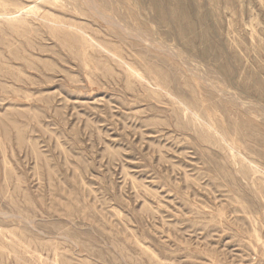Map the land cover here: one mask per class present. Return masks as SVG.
<instances>
[{
	"label": "rangeland",
	"instance_id": "1",
	"mask_svg": "<svg viewBox=\"0 0 264 264\" xmlns=\"http://www.w3.org/2000/svg\"><path fill=\"white\" fill-rule=\"evenodd\" d=\"M94 1L153 47L0 33V264H264V0Z\"/></svg>",
	"mask_w": 264,
	"mask_h": 264
},
{
	"label": "bare ground",
	"instance_id": "2",
	"mask_svg": "<svg viewBox=\"0 0 264 264\" xmlns=\"http://www.w3.org/2000/svg\"><path fill=\"white\" fill-rule=\"evenodd\" d=\"M34 1H36V2H34V3H32L31 5H29V6H25V4L24 5H22L20 2H17V1H15V0H0V6H1V8H2V10H0V33H2L5 29H8L9 31H11V32H13V33H15V35L17 34V36L18 35H20V34H33V35H37V34H39V31H38V28H37V26L36 27H34V24L32 23V22H34V23H37V25L39 26V27H41V28H45V29H47V31L49 32L48 34L49 35H51L52 37H55V39H59V38H63V41L65 42V43H67V41L69 40L70 42H75L78 46H79V48L81 49L80 51H82V53L79 51V50H77L78 49V47L76 48V50L77 51H73L75 54H73V56L75 55L76 56V54H78L77 56L78 57H81L82 58V60L84 61V62H82V63H84V66H85V62H86V57L84 56V54H85V51L87 50V49H95V50H98V52L99 51H101V52H105V53H107V55L109 54L110 55V57L111 58H115L116 56V58L118 59V55H116L117 54V52H115L116 54H113L114 53V51H116V49H114L113 47V49H111V46H110V49L111 50H113V53L111 52V50H107L106 49V46H102V45H105V44H101L102 42H100V40H95L94 38H92L87 32H86V30H87V28H89V25H88V23H85V22H75V21H73V20H68V19H66V17H63L62 15H60V14H57V13H55V12H52V11H50V10H48L47 9V7H45L46 5L45 4H47V5H50V6H52L53 8H57V9H59V8H64L65 7V5H73L74 6V8L76 7V2L77 1H79L81 4H82V6L85 8V11L87 12V13H90L92 16H95V17H97L98 19H100V20H102L105 24H107V25H109V26H111V27H113V28H115V29H117L118 30V32H119V34L124 38V37H131V39H132V37L135 39V40H137V41H139L140 43H143V44H146V45H148L149 47H153L152 46V44L154 43V41L152 40V39H149V38H146V37H142V34H140L139 32H137V31H135V30H132L131 28H129V26L128 25H126V24H124L121 20H119L118 18H116V17H114V16H110V15H108V14H106V13H104L103 11H101L100 10V7H99V5L97 4V2L96 1H94V0H34ZM135 3H137L138 4V2H137V0H135L134 1ZM150 2H151V4L152 5H154L155 7L157 6V0H150ZM45 5V6H44ZM11 7L13 8V9H11ZM70 7V6H69ZM138 7V6H137ZM73 8V7H72ZM128 8V7H127ZM140 9H141V7H139ZM56 9V10H57ZM139 9V10H140ZM64 10V9H63ZM77 10V9H76ZM128 10H129V8H128ZM138 10V9H137ZM180 10V11H179ZM178 11H179V14H180V16L179 17H181L180 19L181 20H183L184 22L186 21L187 23H189V20H188V18H187V16H186V14L182 11L183 9H179ZM65 11V10H64ZM67 11V10H66ZM74 11V10H73ZM78 11H80L81 13V15H83V10L82 9H80V10H78ZM76 12V11H75ZM69 13V12H68ZM25 15V18L22 16V15ZM176 14H178V13H176ZM87 15V14H86ZM137 15H138V13H137ZM169 15V14H168ZM139 16V15H138ZM137 16V17H138ZM158 16H159V18L161 19V23H164L163 21H164V18H163V16H162V14L160 13V12H158ZM178 16V15H177ZM140 17V16H139ZM165 17V16H164ZM95 19V18H94ZM179 19V18H178ZM138 20V19H137ZM178 22V21H177ZM182 22V21H181ZM165 23H166V21H165ZM187 25V24H186ZM189 26V25H188ZM187 26V27H188ZM45 31V30H44ZM12 34V33H11ZM117 34V33H116ZM118 35V34H117ZM183 35V34H182ZM0 37H2V36H0ZM20 37V36H19ZM33 37V36H32ZM31 37V38H32ZM50 37V36H49ZM51 37V38H52ZM3 39L4 38H6V36H4V37H2ZM2 38H0L1 40H0V42L2 41V43L3 44H6V40L7 39H2ZM31 38H29V39H31ZM34 38V37H33ZM121 38V37H120ZM54 39V40H55ZM127 39V38H126ZM134 40V41H135ZM155 40V39H154ZM186 40V39H185ZM25 41H26V39H25ZM28 41V40H27ZM57 41V40H56ZM59 41V40H58ZM57 41V42H58ZM137 41H135V42H137ZM157 41V40H156ZM55 42V41H54ZM59 42H61V41H59ZM118 42V41H117ZM158 42V41H157ZM185 42V41H184ZM61 43H63V42H61ZM60 43V44H61ZM65 43H63L62 44V46L64 47V44ZM103 43H105V42H103ZM138 43V42H137ZM9 44V43H8ZM32 44V42L28 45L27 43H26V45L27 46H30ZM108 44V43H107ZM106 44V45H107ZM111 44V43H110ZM109 44V45H110ZM155 44H157L158 45V48H159V50L160 51H164V52H166L167 54H169L171 57H173V59L174 58H176V59H178V61L180 60V59H182L181 58V55H180V53L177 51V50H175V49H173V48H168L166 45V47L164 46V45H162L161 43H156L155 42ZM12 45V44H11ZM75 45V44H74ZM76 45V46H77ZM34 46V45H33ZM65 46H66V48L68 49H70V46H69V44L68 45H66L65 44ZM67 46H69V47H67ZM113 46V45H112ZM8 47V46H7ZM72 47H74V46H71V49H72ZM9 48V47H8ZM13 48V47H12ZM11 49V48H10ZM68 49V50H69ZM70 49V54L71 53H73L72 52V50ZM74 50V49H73ZM151 50V49H150ZM155 50V49H154ZM79 51V52H78ZM94 51V50H93ZM157 52H158V50H156ZM119 52V51H118ZM114 55H116L115 57H114ZM72 56V55H71ZM76 56V57H77ZM135 56H137V55H135ZM73 58V57H72ZM122 58L123 57H121V60L119 61V65L120 64H123L121 61H123L122 60ZM76 59V58H75ZM89 60H90V58H88ZM172 59V60H173ZM24 60V59H23ZM79 60H81L80 58H79ZM115 60V59H114ZM113 60V61H114ZM119 60V59H118ZM171 60V59H170ZM91 61V60H90ZM95 61V60H94ZM115 61H117V60H115ZM177 61V62H178ZM26 62H27V60H26ZM95 62H97V61H95ZM100 62V61H99ZM124 62V61H123ZM88 63V62H87ZM98 63V62H97ZM126 63V62H125ZM191 63V62H190ZM118 64V63H117ZM132 64V63H131ZM125 65V64H124ZM127 65V68L125 69V71L127 72V74H129L130 76H132V77H134L136 80H138L139 82H145V78H144V76H142L143 74L142 73H140L139 72V68L137 69V68H135L134 67V65H131L132 67H130V65H128V63L126 64ZM121 66V65H120ZM135 69H134V68ZM154 67H152L151 69H153ZM194 68H196V67H194ZM138 71H137V70ZM1 70V69H0ZM148 70V69H147ZM158 70V69H157ZM187 70V69H186ZM196 71L197 69H193V70H191V71ZM149 71H150V69H149ZM153 71L155 72V69H153ZM189 71H190V69H189ZM1 72V71H0ZM142 72V71H141ZM197 72H198V70H197ZM158 73V72H157ZM160 73V72H159ZM158 73V74H159ZM162 73V72H161ZM160 73V74H161ZM194 73V72H193ZM192 73V74H193ZM196 73V72H195ZM151 74H152V72H151ZM201 74V73H200ZM155 75V74H154ZM199 76V75H198ZM201 76H203V75H201ZM200 76V77H201ZM128 78H129V76H127ZM132 77H130V78H132ZM148 77V76H147ZM146 77V78H147ZM157 77V76H156ZM159 77H160V75H159ZM163 78H164V76H162ZM203 77H205L206 78V76H203ZM151 78V77H150ZM192 78H194V77H192ZM202 78V77H201ZM156 79V78H155ZM154 79V80H155ZM203 79V78H202ZM152 80H153V78H152ZM160 79H158V81H159ZM161 80H163V79H161ZM128 81V80H127ZM203 81H204V79H203ZM202 81V82H203ZM155 82V81H154ZM154 82L152 83V84H154ZM205 83L207 82L208 83V81H204ZM210 82V81H209ZM156 83V82H155ZM160 83H162V81L160 82ZM156 84H158V83H156ZM165 84V83H164ZM2 85V84H1ZM155 85V84H154ZM209 85H210V83H209ZM152 86V85H151ZM207 86V85H206ZM158 87H159V85H158ZM162 87V86H161ZM209 87V86H208ZM159 89V88H158ZM162 89V88H161ZM163 89H164V87H163ZM168 89V88H167ZM151 90V89H150ZM155 90V89H154ZM166 90V89H165ZM168 90H166V92H167ZM219 92V91H218ZM224 92V91H223ZM150 93H157V91H155V92H153V90L152 91H150ZM164 93V92H163ZM158 94V93H157ZM161 94H162V92H161ZM151 94H149V96H150ZM153 95H155V94H153ZM159 95V94H158ZM154 97V96H153ZM155 97H157V96H155ZM155 97H154V99H155ZM152 98V97H151ZM153 99V100H154ZM180 102V101H179ZM182 104V103H181ZM185 105V104H184ZM187 106V105H186ZM182 107H183V105H182ZM187 107H189V106H187ZM186 108V107H185ZM184 108V109H185ZM190 108V107H189ZM189 108H187V109H189ZM183 109V110H184ZM186 110V109H185ZM189 111V110H188ZM197 113V112H196ZM189 115H190V113H188ZM194 114V113H193ZM196 115V114H195ZM192 116V115H191ZM197 116V115H196ZM190 117V116H189ZM191 118V117H190ZM192 118H194L193 116H192ZM197 118V117H196ZM189 120V119H188ZM194 120V119H193ZM193 120H190V121H193ZM189 121V122H190ZM196 120H194V122H195ZM193 123V122H192ZM191 125V124H190ZM189 125V126H190ZM192 126V125H191ZM193 127V126H192ZM195 128V127H194ZM206 131V130H205ZM202 133V132H201ZM207 134V133H206ZM204 135V134H203ZM209 135V134H208ZM241 167H242V169H241V171L243 172V173H245L246 174V177L249 175V174H256L257 172H258V170H257V168H255L253 165H252V163H242V165H240ZM240 167V168H241ZM240 170V169H239ZM242 174V173H241ZM248 174V175H247ZM243 175V174H242ZM244 176V175H243Z\"/></svg>",
	"mask_w": 264,
	"mask_h": 264
}]
</instances>
